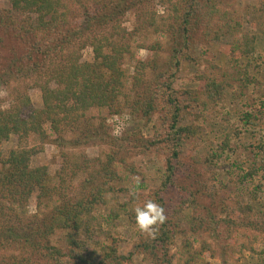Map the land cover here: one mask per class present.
Listing matches in <instances>:
<instances>
[{
	"label": "trees",
	"instance_id": "1",
	"mask_svg": "<svg viewBox=\"0 0 264 264\" xmlns=\"http://www.w3.org/2000/svg\"><path fill=\"white\" fill-rule=\"evenodd\" d=\"M155 1L166 3V13L160 19L152 11ZM8 2L9 9L0 7V88L25 81L28 89L41 91L43 108L32 105L28 90L15 89L9 108L0 109V145L13 137L19 140L7 156L0 152V264H127L132 255L119 254L112 228L121 214L135 217V205L142 207L149 199L165 208L167 219L135 248L154 264H173L171 247L177 236L187 234L181 230L184 223H191L194 233L212 230L215 237L222 233L226 238L238 228L264 226V222L252 220L253 206L237 202L221 219L213 197L209 207L204 205L210 180L203 181L197 166L206 172L217 169L215 160L221 155L203 161L192 157L189 164L179 150L200 132L198 126L187 123L191 105L205 109L215 105L224 88L223 83L200 77L205 81L202 90H174L182 63L195 62L194 46L231 38L232 58L255 54L253 38L242 34V18L236 10L230 11L231 0ZM259 12L264 30V4ZM129 13H134L136 20L133 31L123 25ZM149 31L168 37L171 55L163 64L158 56L160 42L142 45L154 54L147 61L139 60L130 78L123 68L124 59L132 54L130 42ZM88 47L93 61L83 62L82 52ZM93 109L128 114L151 125L154 136L146 139L141 132L108 135L104 119L99 127L94 126L89 116ZM47 126L59 143L71 149L99 139L109 147L108 152L93 159L67 153L62 169L54 175L46 167H33V158L49 141ZM69 132L78 133L73 142H65ZM33 138L37 145L30 148L27 143ZM228 142L222 151L229 148ZM160 154L167 158L158 190L145 196L122 188L127 175L141 173L137 163L142 168L144 159L153 161ZM252 175L251 171L243 179ZM81 178L85 186L71 198L69 188ZM172 188L178 194L169 203L163 195ZM33 197L39 214H30ZM203 211L212 217L203 216ZM236 213L239 217L232 219ZM261 215L264 221V212ZM59 231L64 233V242L55 245L50 238ZM91 246L95 249L89 251ZM262 255L260 264H264V252Z\"/></svg>",
	"mask_w": 264,
	"mask_h": 264
},
{
	"label": "rangeland",
	"instance_id": "2",
	"mask_svg": "<svg viewBox=\"0 0 264 264\" xmlns=\"http://www.w3.org/2000/svg\"><path fill=\"white\" fill-rule=\"evenodd\" d=\"M230 11L236 10L242 18V34L249 35L254 40L255 54L250 57H231L233 40L224 38L220 41H206L195 45L192 56L195 62L184 61L180 71L174 80V90L178 93L186 90H202L204 82L200 77L216 80L223 83L221 100L215 105L205 109L202 105L193 104L188 110L187 123H192L200 128L198 138L183 144L180 153L181 158L189 164L192 157L205 160L211 155H221L216 159L217 169L207 172L202 166H197V173H203V181L209 179L207 194L209 198L203 204L210 206L212 197L218 210L217 216L224 219L230 213L236 203L250 205L255 208L252 220L263 224L261 213L264 212V30L262 26V13L259 10L264 0H231ZM163 1H155L152 11L157 13L159 19L165 15L167 7ZM0 7L9 9L8 0H0ZM81 20V19H80ZM160 22V23H159ZM161 24V20H158ZM136 20L134 13H129L123 21V25L133 31ZM132 42V54L124 59L123 68L128 70L129 77L134 75V68L139 60L147 61L154 53H151L142 45L152 46L160 42L162 49L158 56L163 64L171 55V47L168 37L163 33L143 32ZM93 51L90 47L82 52L83 62L93 61ZM15 89L28 90L31 103L36 109L43 108L42 94L37 88L28 89L25 81L13 83L10 87L0 88V109H8L15 97ZM182 100V99H181ZM183 104H188L182 100ZM89 116L93 119L94 126L99 127L101 121L105 120V130L108 135L120 137L124 133H138L146 139L154 136L152 126H146L141 120H134L128 114L113 115L109 111L91 110ZM249 116V117H248ZM48 128L49 141L44 145V150L33 158V167H46L51 174L60 172L64 165V155L67 153H82L89 158H97L103 152H108L109 147L99 139L92 140L77 148L68 147L59 143V138ZM86 135L88 134L87 131ZM78 134V133H76ZM69 132L65 135V142H73L77 136ZM230 145L226 151H222L224 142ZM18 138L13 137L0 145V152L7 156L11 150L18 147ZM27 145L32 148L36 146L34 138ZM166 155L160 154L152 160L144 159L140 174L131 177L121 171L127 177L122 188L130 190V194L143 193L150 195L152 191L158 190L165 175ZM140 160V159H137ZM135 161V160H132ZM196 168L192 167L190 172ZM252 171V176H248ZM85 184L84 179H78L69 190L71 198H76ZM85 186V185H84ZM177 190L171 189L165 193L169 203L177 197ZM129 195V194H128ZM37 199L33 197L29 203L30 214H39L37 210ZM140 207V205H135ZM118 208V207H117ZM228 209V211L224 209ZM223 211V212H222ZM222 212V213H221ZM203 211V216H208ZM207 214V215H206ZM107 213L105 216H108ZM208 217H212L209 215ZM238 213L231 215L237 219ZM191 223H184L182 231L187 234L175 238L171 247V259L173 264H260L264 252V226L256 229L238 228L232 237L226 238L224 234H216L212 230L203 233H194ZM105 228H108L105 225ZM114 237L117 239L116 248L121 256L131 257L127 264H154L149 259L136 253V245L147 235L136 225L135 217L120 215L113 226ZM218 229L217 232H222ZM55 245H62L64 233L59 231L50 238ZM112 241L109 242L111 244ZM209 246V249H207ZM89 247V251L94 250ZM100 251L96 253V261H99Z\"/></svg>",
	"mask_w": 264,
	"mask_h": 264
},
{
	"label": "clouds",
	"instance_id": "3",
	"mask_svg": "<svg viewBox=\"0 0 264 264\" xmlns=\"http://www.w3.org/2000/svg\"><path fill=\"white\" fill-rule=\"evenodd\" d=\"M135 195V190H133ZM165 208L153 199L147 200L142 207L135 208L136 225L142 232L153 234L165 223L167 216Z\"/></svg>",
	"mask_w": 264,
	"mask_h": 264
}]
</instances>
